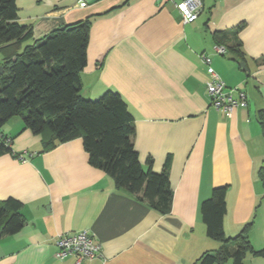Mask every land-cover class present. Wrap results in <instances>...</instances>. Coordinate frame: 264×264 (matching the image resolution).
<instances>
[{"label": "crops", "instance_id": "1", "mask_svg": "<svg viewBox=\"0 0 264 264\" xmlns=\"http://www.w3.org/2000/svg\"><path fill=\"white\" fill-rule=\"evenodd\" d=\"M202 2L198 18L184 22L165 0H15L16 20L31 26L34 39L90 18L81 94H120L133 117L142 167L160 171L169 157L172 204L162 215L117 188L89 163L80 137L41 151L49 134H35L12 116L0 129L12 150L0 154V201L18 199L25 223L0 236V264H76L73 254L56 257V240L82 229L101 249L79 264H195L202 252L220 246L205 233L200 205L223 184L225 235L252 220L251 244L264 247V188L257 174L264 136L256 117L264 109V0ZM239 25L244 62L226 49L218 53L213 40L216 31ZM202 52L226 89L246 92L247 107L226 116L211 105ZM242 264H264V256L247 253Z\"/></svg>", "mask_w": 264, "mask_h": 264}, {"label": "trees", "instance_id": "2", "mask_svg": "<svg viewBox=\"0 0 264 264\" xmlns=\"http://www.w3.org/2000/svg\"><path fill=\"white\" fill-rule=\"evenodd\" d=\"M16 12L15 0H0V129L9 118L20 115L25 128L49 134L47 140L43 138L41 151L80 137L89 163L102 169L117 188L136 195L162 215L169 213V157L160 171L143 168L133 144V117L120 94L109 90L96 99L81 94L80 72L86 65L90 18L34 39L31 26L20 24ZM240 28L216 31L213 40L244 62ZM256 117L264 136V109L258 110ZM10 142L0 132V154L12 152ZM257 174L264 188V165ZM227 188V184L214 186L201 202L205 233L220 246L202 252L195 264H225L228 260L242 264L247 253L264 256V247L255 250L249 239L252 220L236 235H225ZM21 207L13 197L0 201V236L14 234L24 226Z\"/></svg>", "mask_w": 264, "mask_h": 264}, {"label": "built area", "instance_id": "3", "mask_svg": "<svg viewBox=\"0 0 264 264\" xmlns=\"http://www.w3.org/2000/svg\"><path fill=\"white\" fill-rule=\"evenodd\" d=\"M171 2L180 12L184 22H192L198 18L203 10L202 0H165ZM84 3H81L83 5ZM215 50L222 54L225 52L223 45H217ZM200 59L206 67L207 77L205 79L206 91L211 105L218 111L230 116L237 107H247L248 100L246 92L242 89L226 85L219 73L212 66L211 56L205 52L200 53ZM56 257L63 259L73 254L76 264L83 260H90L100 254V243L94 239L92 233L86 229L76 232L60 234L56 240Z\"/></svg>", "mask_w": 264, "mask_h": 264}, {"label": "water", "instance_id": "4", "mask_svg": "<svg viewBox=\"0 0 264 264\" xmlns=\"http://www.w3.org/2000/svg\"><path fill=\"white\" fill-rule=\"evenodd\" d=\"M242 64V62H241ZM3 73V66L0 64V75Z\"/></svg>", "mask_w": 264, "mask_h": 264}, {"label": "rangeland", "instance_id": "5", "mask_svg": "<svg viewBox=\"0 0 264 264\" xmlns=\"http://www.w3.org/2000/svg\"><path fill=\"white\" fill-rule=\"evenodd\" d=\"M18 116H20V115H18ZM20 117H21V116H20ZM3 125H4V124H3ZM3 125H2V126H3Z\"/></svg>", "mask_w": 264, "mask_h": 264}]
</instances>
